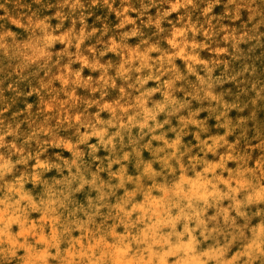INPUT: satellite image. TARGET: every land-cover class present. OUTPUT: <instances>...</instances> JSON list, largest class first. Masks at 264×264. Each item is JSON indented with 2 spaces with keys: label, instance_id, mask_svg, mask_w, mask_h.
<instances>
[{
  "label": "rangeland",
  "instance_id": "obj_1",
  "mask_svg": "<svg viewBox=\"0 0 264 264\" xmlns=\"http://www.w3.org/2000/svg\"><path fill=\"white\" fill-rule=\"evenodd\" d=\"M152 3L141 14L140 0H0V248L23 245L25 264H223L237 248L196 229L165 178L207 165L213 186L264 189V25L234 0ZM169 104L172 119L157 116ZM113 124L124 146L93 135ZM173 136L178 163L162 153L168 163L146 168ZM78 164L84 176L65 180ZM246 202L237 217L251 228L259 201Z\"/></svg>",
  "mask_w": 264,
  "mask_h": 264
},
{
  "label": "bare ground",
  "instance_id": "obj_2",
  "mask_svg": "<svg viewBox=\"0 0 264 264\" xmlns=\"http://www.w3.org/2000/svg\"><path fill=\"white\" fill-rule=\"evenodd\" d=\"M206 81H210L211 82V80H207V79H206ZM213 82H214V80H213ZM216 82H217V80H216ZM208 85H210V84H208ZM171 106H172V104H169L167 110L161 111V113L159 115H157V116H160L161 117V115H162L163 117H165V119L166 118L167 119H172V115L174 114V109H172ZM160 109L161 108L158 109V112L160 111ZM157 116L153 117L154 120H158ZM169 122H171V121H169ZM111 130L114 132V135L118 131L121 133V129L119 128V126L117 124H113V127H112ZM103 132H104V128H103ZM120 137L123 139L121 145L124 146V137H123L122 134L120 135ZM172 140L173 141L169 142L168 144L161 143L159 145L156 142L153 143V148L154 149H158V148L161 147L158 150V153H160L161 156L160 155H155L154 157L151 158V156L148 155V157H147V159H146V161L144 163V165H145L146 168H150V165L155 164V163L158 164V165H160V163H161V165H162V162L164 160L163 159V156L164 157L165 156H168L167 158H170V161L171 162H175L177 160V158L180 156L179 153H180V151L182 152V149H184V146L183 145H180V144H177L176 136H173L172 137ZM213 142H216L217 143L218 141L215 139V140H213ZM227 149H228V147H227ZM201 150H203V147H202ZM162 153H163V156H162ZM155 158L158 159V160L159 159H163V160H161L162 162L161 161H156ZM188 159L189 158H187V161H188ZM194 160L198 162V160H196V159H194ZM166 162L168 163L169 161H166ZM166 162H163V164H165ZM186 163H189V162H186ZM78 166L77 165L76 166H73L66 173L65 180L66 179H69V178H77L78 177V174L80 176H82V177L84 176L85 171H86V167H84V166H82L80 164H78ZM174 166H176V165H174ZM179 166H181V165H179ZM189 166H190V164H189ZM193 166L195 167V165H193ZM193 166L187 167L183 171H181L178 168H176L174 172H172L171 167H168V169L170 168L169 170H171V174L172 175L170 174L171 176H168L165 179L168 182H171V184H172V186H171L172 193H173L174 196H175V194L177 196H180L181 197V201L183 200V198H186V202L184 203V206H185V209L188 211V213H190V215H192L194 217L195 225H197L196 226V229L200 230L207 237H211V236H213L215 238L216 237H220V240L223 237H227V236H231V237H235L236 238L235 245H236L237 248H234L230 253L229 252H227V253L224 252V253H222V254H220V255L217 256V258L220 261V263H223V264H239L238 257L240 255L243 258L244 257L248 258V261L250 260V258L253 255L260 256V252L262 250H264V189H260L259 187L256 186V190L255 191L254 190H249L248 189L249 185H247V187L244 189V191L242 190L241 195H240V193L238 194V192L236 190H234V189H233V191H230V188H228L225 185L213 186V184H212L213 181H217V183H221V180H220V177L218 178L217 176H213L212 175V173L209 171L207 165L204 168L202 167L203 168L202 170H198V171L197 170H194L192 168ZM163 167H165V166H163ZM166 168H167V166H166ZM223 170L230 177H233L234 174H235V171H236V170H229L226 167ZM251 186H253V185H251ZM70 187L72 188V190H74L76 188V183H70ZM251 189H253V188H251ZM244 192H246L247 194L244 193ZM153 200H154V198H153ZM246 200H247V202L249 200H251L253 204L259 201V207L257 208V210L259 212V215H257V220L253 224H251L252 225L251 228L245 227V225H243V223H242V220H240L237 217V208H238L239 204L243 203ZM149 201H151V200H149ZM156 205H155V207H156ZM205 206H207V209H208L207 211L204 209ZM137 208H139V206ZM140 208H142V206H140ZM257 210H256V212H257ZM240 213H242V212H240ZM243 214H244V212H243ZM247 215H248V213H247ZM253 215H255V213H253ZM251 217H253V216H251ZM187 220H188V223L190 225H192L194 223V221H190L189 219H187ZM251 222H252V220H251ZM246 225H247V223H246ZM187 227H189V226H187ZM188 235H189V233H188ZM69 238H71V237H69ZM189 239H190V241H191V239L193 240L192 236H190ZM230 241L232 243V240H230ZM189 243L191 245H193L191 242H189ZM106 244H107V242H106ZM106 244H104L103 246H105ZM179 244H180V242H176V245H178V247H179ZM166 245H167V243H166ZM87 247L89 248V246H87ZM184 247H185V245H184ZM127 248H129V247L127 246ZM66 249H68V248H66ZM168 249H170V247H168ZM190 249H191V247H190ZM116 250H117V248H116ZM119 250H121V249H119ZM119 250H117V251H119ZM149 250L150 249H148V250L147 249H144V252L145 253L146 252L149 253ZM188 251H189V249H188ZM121 252H123V250L120 251V253ZM202 252H204V251H202ZM205 252L207 253L208 251H205ZM115 253H119V252H115ZM115 253H114V255H116ZM121 254L123 255V253H121ZM68 255L69 254L66 253V256H68ZM42 256H44V255L42 254ZM91 256H93V255H90V257ZM117 256L118 255H116L115 257L117 258ZM194 256H192V257H194ZM42 258H41V260H43ZM160 258L161 259H159V261L160 260L162 261L163 258L161 256H160ZM206 258H207V256H206ZM193 259H192V261H194ZM195 259H197V257ZM261 259H264V257H261ZM124 260H126V259H124ZM132 260H127L126 263H124V264H134V262ZM141 260H142V258H141ZM150 260L151 259L147 258V262L148 261L150 262ZM180 260H182V259H180ZM116 261L118 262V260H116ZM163 261H164V259H163ZM163 261H162V263H163ZM195 261H197V260H195ZM205 261H206V259H205ZM90 262H92V261H90ZM122 262H123V260H122ZM156 262H157V260H156ZM194 262L192 264H194ZM200 262H203V264H205L204 261H200ZM86 263H87V261H86ZM181 264H185V263L182 262ZM251 264H260V261L259 260H252L251 261Z\"/></svg>",
  "mask_w": 264,
  "mask_h": 264
},
{
  "label": "clouds",
  "instance_id": "obj_3",
  "mask_svg": "<svg viewBox=\"0 0 264 264\" xmlns=\"http://www.w3.org/2000/svg\"><path fill=\"white\" fill-rule=\"evenodd\" d=\"M92 2H95V0H92ZM187 2L189 4L192 3V0H187ZM105 4H109V0H104ZM235 4H238L241 8H246L248 9V15L252 17V25L256 26V25H264V0H234ZM140 4H141V8L143 9V11L141 12V14H144V12H146L147 8L152 7L153 3L152 0H140ZM4 5L0 4V8H3ZM130 11V8H124V12H128ZM119 14V13H118ZM163 15H167V13H164ZM241 15H244L243 13H241ZM0 19H3V17H0ZM129 22V21H126ZM155 22V24L157 25V27H159V20H153V18L149 17L148 19V23H153ZM12 23H18V21L13 20ZM107 28L104 29L105 32H107ZM95 31V29H94ZM131 35H136L137 32L133 31L132 33H130ZM10 43V42H9ZM5 44L4 43H0V48H4ZM89 53H93L94 55H97L98 53H95L94 49H89L88 50ZM87 62V60H86ZM79 75V74H78ZM148 79H152L151 76L148 77ZM136 118L137 119H141L142 117L140 116V113L136 114ZM128 127V126H126ZM141 127H145L144 124L141 125ZM157 127H159V125H157ZM147 129L149 132L153 131V128L151 125H147ZM93 135H98L101 137H104V142L107 144H112L114 139L116 137H119L121 135V133L118 131L115 133V136L112 133H105V132H96L93 133ZM155 139H163L162 136H155ZM116 143L119 144V140H116ZM5 147H9L7 145H5L4 143V138L2 136H0V149L5 148ZM15 147V146H12ZM17 151H20V149H16ZM93 152H95V148H93ZM0 159H3V157H0ZM124 160L128 159V155L125 154L123 156ZM5 167H7V165H5ZM23 245H17L15 247H13L11 250L6 249V248H0V251L4 252L5 254H7L9 251L11 253V256L14 258L10 261V264H25V258L24 255L22 253L19 252V249L22 248ZM261 257H264V250H262L260 252V256H255L253 255L249 261H241V264H251L252 260H259L260 264H264V259H261ZM0 264H8V261L6 260H0ZM48 264H54V261H49Z\"/></svg>",
  "mask_w": 264,
  "mask_h": 264
}]
</instances>
